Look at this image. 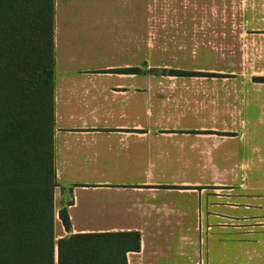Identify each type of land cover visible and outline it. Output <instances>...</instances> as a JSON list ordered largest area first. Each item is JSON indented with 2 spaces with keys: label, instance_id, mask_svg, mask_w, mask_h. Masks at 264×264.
Instances as JSON below:
<instances>
[{
  "label": "crops",
  "instance_id": "crops-1",
  "mask_svg": "<svg viewBox=\"0 0 264 264\" xmlns=\"http://www.w3.org/2000/svg\"><path fill=\"white\" fill-rule=\"evenodd\" d=\"M53 36L55 239L264 264V0H54Z\"/></svg>",
  "mask_w": 264,
  "mask_h": 264
},
{
  "label": "trees",
  "instance_id": "trees-1",
  "mask_svg": "<svg viewBox=\"0 0 264 264\" xmlns=\"http://www.w3.org/2000/svg\"><path fill=\"white\" fill-rule=\"evenodd\" d=\"M53 35V0H0V264H126L137 233L54 237Z\"/></svg>",
  "mask_w": 264,
  "mask_h": 264
},
{
  "label": "rangeland",
  "instance_id": "rangeland-1",
  "mask_svg": "<svg viewBox=\"0 0 264 264\" xmlns=\"http://www.w3.org/2000/svg\"><path fill=\"white\" fill-rule=\"evenodd\" d=\"M53 16H54V0H53Z\"/></svg>",
  "mask_w": 264,
  "mask_h": 264
}]
</instances>
